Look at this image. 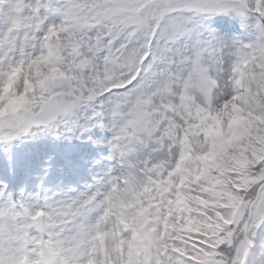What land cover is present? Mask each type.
<instances>
[{"label":"snow or ice","instance_id":"snow-or-ice-1","mask_svg":"<svg viewBox=\"0 0 264 264\" xmlns=\"http://www.w3.org/2000/svg\"><path fill=\"white\" fill-rule=\"evenodd\" d=\"M0 264H264V0H0Z\"/></svg>","mask_w":264,"mask_h":264}]
</instances>
